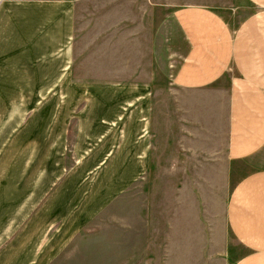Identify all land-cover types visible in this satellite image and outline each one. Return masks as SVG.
I'll use <instances>...</instances> for the list:
<instances>
[{"label": "crops", "instance_id": "crops-1", "mask_svg": "<svg viewBox=\"0 0 264 264\" xmlns=\"http://www.w3.org/2000/svg\"><path fill=\"white\" fill-rule=\"evenodd\" d=\"M244 1L235 25L223 0H188L166 38L165 0H0V264H68L133 192L163 151L166 74L226 87L233 264H264V0Z\"/></svg>", "mask_w": 264, "mask_h": 264}, {"label": "rangeland", "instance_id": "rangeland-1", "mask_svg": "<svg viewBox=\"0 0 264 264\" xmlns=\"http://www.w3.org/2000/svg\"><path fill=\"white\" fill-rule=\"evenodd\" d=\"M187 1L165 0L166 38L173 9ZM223 2L221 12L235 25L250 12L244 0ZM145 14L133 9L134 32L153 28ZM169 82L166 74L163 151L133 192L90 226L68 264H233L241 253L226 223L236 181L227 156L226 87L173 92Z\"/></svg>", "mask_w": 264, "mask_h": 264}]
</instances>
